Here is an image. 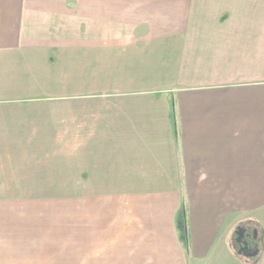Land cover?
Instances as JSON below:
<instances>
[{"label": "crops", "instance_id": "crops-1", "mask_svg": "<svg viewBox=\"0 0 264 264\" xmlns=\"http://www.w3.org/2000/svg\"><path fill=\"white\" fill-rule=\"evenodd\" d=\"M39 69L60 76L24 95ZM16 85L23 102L39 98L44 153L116 154L115 169L87 163L79 176L142 185L114 231L121 254L92 264L183 261V205L206 254L236 208L264 194V0H0V94ZM0 240V264L28 259L26 242ZM163 245L169 258L141 253Z\"/></svg>", "mask_w": 264, "mask_h": 264}, {"label": "rangeland", "instance_id": "rangeland-1", "mask_svg": "<svg viewBox=\"0 0 264 264\" xmlns=\"http://www.w3.org/2000/svg\"><path fill=\"white\" fill-rule=\"evenodd\" d=\"M27 67L30 68L28 61ZM57 72L50 70L53 77H47L40 74V69L29 71L23 81V86L29 87L24 95L36 96L32 88L45 81L54 83L60 76ZM17 84H21L19 79ZM63 91L48 90V94ZM20 97L17 85L14 91L0 94V239L5 237L9 241L7 249L10 243L12 248L20 247V242L28 244L29 256L23 264H92L103 260L102 257L120 255L122 248L117 246L114 231L117 225L125 226L128 207L141 195L142 185L134 183L138 179L132 177L126 180L130 185H123L100 184L101 180L79 176L82 172L79 166L85 169L87 163L94 170L115 169L120 165L116 154L108 152L95 158L93 163L90 158L86 161L85 156L77 160L76 154L69 152V145L57 146L56 153L54 150L44 153L45 147L53 146L46 143L48 137L41 138L39 133V128H43L39 123V98H26L27 103L23 102L25 97ZM101 145L97 149L105 154L107 148ZM232 214V221L224 225L219 240L206 254L203 249L192 247V240L186 250L180 238L185 254L177 264H264V194L256 197L249 208L239 205ZM136 220L139 238L150 240L146 226ZM239 226L250 232L257 231L259 256L250 258L239 254L234 240ZM125 249L128 256V247ZM146 252L169 258V245L157 249L142 246V255ZM20 262L14 261V264Z\"/></svg>", "mask_w": 264, "mask_h": 264}, {"label": "flooded vegetation", "instance_id": "flooded-vegetation-1", "mask_svg": "<svg viewBox=\"0 0 264 264\" xmlns=\"http://www.w3.org/2000/svg\"><path fill=\"white\" fill-rule=\"evenodd\" d=\"M239 227H242V226H239ZM242 229L244 231H240L239 235L236 236L235 239H234L235 242L237 240L240 241L239 244L236 242V244L238 246V252H239V254H241L240 251L243 248H245V247L249 248V250H254L255 248H258L260 250V248H261L260 247V242H259L260 240L258 239L257 231L254 230L253 232H250L245 227H242ZM260 253H261V251L259 253H257V256H259ZM246 254H247L246 252H242L241 255H246Z\"/></svg>", "mask_w": 264, "mask_h": 264}, {"label": "trees", "instance_id": "trees-1", "mask_svg": "<svg viewBox=\"0 0 264 264\" xmlns=\"http://www.w3.org/2000/svg\"><path fill=\"white\" fill-rule=\"evenodd\" d=\"M188 222L189 221H188L187 209L185 205H183L177 214L176 223H177V228L179 230L180 238L186 250L189 248L190 245Z\"/></svg>", "mask_w": 264, "mask_h": 264}, {"label": "water", "instance_id": "water-1", "mask_svg": "<svg viewBox=\"0 0 264 264\" xmlns=\"http://www.w3.org/2000/svg\"><path fill=\"white\" fill-rule=\"evenodd\" d=\"M240 231H244L242 229V227H239L236 229L235 231V235L238 236ZM239 244V240L236 241ZM247 246V245H246ZM247 250V251H246ZM242 252H246L247 254L245 255L246 257H250V258H255L257 256V253L260 252V250L258 248H255L254 250H249V248L245 247L243 248L240 253L242 254Z\"/></svg>", "mask_w": 264, "mask_h": 264}]
</instances>
